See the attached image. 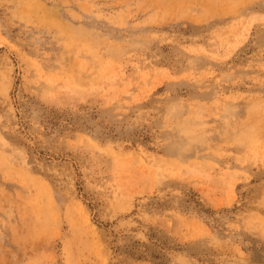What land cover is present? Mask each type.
Here are the masks:
<instances>
[{
	"label": "rangeland",
	"instance_id": "1",
	"mask_svg": "<svg viewBox=\"0 0 264 264\" xmlns=\"http://www.w3.org/2000/svg\"><path fill=\"white\" fill-rule=\"evenodd\" d=\"M0 264H264V0H0Z\"/></svg>",
	"mask_w": 264,
	"mask_h": 264
}]
</instances>
